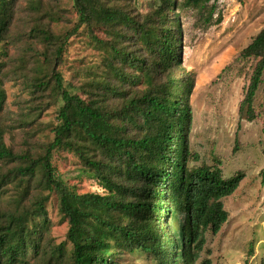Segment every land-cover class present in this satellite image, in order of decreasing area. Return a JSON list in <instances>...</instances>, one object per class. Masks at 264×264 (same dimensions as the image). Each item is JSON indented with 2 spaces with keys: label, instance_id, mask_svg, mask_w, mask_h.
Masks as SVG:
<instances>
[{
  "label": "trees",
  "instance_id": "16d2710c",
  "mask_svg": "<svg viewBox=\"0 0 264 264\" xmlns=\"http://www.w3.org/2000/svg\"><path fill=\"white\" fill-rule=\"evenodd\" d=\"M17 1L0 0V44ZM210 1L151 0L140 11L123 3L73 0L77 22L62 36L52 28L59 11L45 0H29L34 24L27 48L36 74L23 71V82L34 96L50 90L49 100L63 103L53 138L35 146L38 108L29 102L15 124L24 132L22 149L7 144L0 114V264H123L120 256L135 251L158 264H212L203 256L209 252L207 234H218L227 222L223 200L245 174L225 177L221 160L199 163L190 149L195 73L183 64L180 10L194 9L209 23ZM83 26L112 28L115 37H95L105 51L102 79L74 85L57 68ZM239 57L257 60L240 105V117L252 121L264 72V27ZM4 68L0 62V113L6 104ZM59 148L76 155L86 177L106 193H80L64 181L52 162ZM52 194L68 222L66 238L58 243L49 235Z\"/></svg>",
  "mask_w": 264,
  "mask_h": 264
},
{
  "label": "rangeland",
  "instance_id": "374dc122",
  "mask_svg": "<svg viewBox=\"0 0 264 264\" xmlns=\"http://www.w3.org/2000/svg\"><path fill=\"white\" fill-rule=\"evenodd\" d=\"M104 1L123 3L140 11H147L151 2ZM45 3L59 11L60 20L54 21L52 28L57 34L65 35L77 22L73 0H45ZM209 6L214 8L209 23L194 9L180 10L183 64L195 73L190 149L199 154V163L213 165L216 159L221 160L225 177H231L237 171H243L245 176L238 189L224 198L228 220L218 234H207L206 250L209 252H204L203 256H210L212 264H264V72L254 96L253 105L258 116L248 121L240 117V105L257 60L239 57L241 50L264 27V0H211ZM33 21L34 12L29 0H18L7 39L0 44V62L5 66L1 87L6 92L5 109L0 114L6 131L5 140L15 149L25 146L24 132L15 124L20 123L30 101L38 108L34 126L40 132L31 140L35 146L41 142L39 139L53 138L51 130L63 103L60 98L49 100L50 90L37 92L34 96L29 92L28 84L23 82V71L31 72V77L36 74L35 56L27 48L33 41L30 34ZM95 37L113 40L115 36L109 27L83 26L68 41L57 68L62 71L66 83L81 85L102 79L106 71L105 51ZM40 59L44 60V57L40 56ZM32 80L29 79V85ZM47 103H50L48 108H39ZM67 151L64 148L55 150L52 162L64 181L77 191H84L86 188L81 180L87 179L88 184L93 185V178L86 177L78 157L70 156ZM101 191L106 193L104 188ZM47 211L49 235L57 243L65 240L68 222L58 211L55 194L47 202ZM68 248H71L69 243ZM119 261L123 264H158L140 251L124 252Z\"/></svg>",
  "mask_w": 264,
  "mask_h": 264
},
{
  "label": "built area",
  "instance_id": "2783aa9c",
  "mask_svg": "<svg viewBox=\"0 0 264 264\" xmlns=\"http://www.w3.org/2000/svg\"><path fill=\"white\" fill-rule=\"evenodd\" d=\"M94 181V183L96 184H93L91 185V183L88 184V180L87 179H82L81 182L83 184V186H85L86 190L84 191H81L80 193H85V192H98V193H103V187L101 185H99L94 179L92 180ZM99 185V186H97Z\"/></svg>",
  "mask_w": 264,
  "mask_h": 264
}]
</instances>
